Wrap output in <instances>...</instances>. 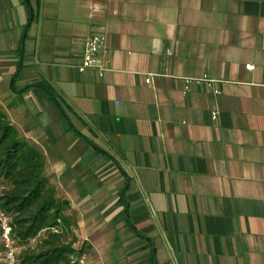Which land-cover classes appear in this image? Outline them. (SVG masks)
<instances>
[{
	"label": "crops",
	"instance_id": "0c3cea01",
	"mask_svg": "<svg viewBox=\"0 0 264 264\" xmlns=\"http://www.w3.org/2000/svg\"><path fill=\"white\" fill-rule=\"evenodd\" d=\"M95 34L102 76L78 71ZM0 106L76 255L264 264V0H0Z\"/></svg>",
	"mask_w": 264,
	"mask_h": 264
},
{
	"label": "trees",
	"instance_id": "16d2710c",
	"mask_svg": "<svg viewBox=\"0 0 264 264\" xmlns=\"http://www.w3.org/2000/svg\"><path fill=\"white\" fill-rule=\"evenodd\" d=\"M50 95L58 102L55 94ZM44 172V154L20 138L0 110V207L11 218L20 262L75 264L78 239L68 216L70 204L58 199ZM2 250L0 241V264Z\"/></svg>",
	"mask_w": 264,
	"mask_h": 264
},
{
	"label": "built area",
	"instance_id": "2783aa9c",
	"mask_svg": "<svg viewBox=\"0 0 264 264\" xmlns=\"http://www.w3.org/2000/svg\"><path fill=\"white\" fill-rule=\"evenodd\" d=\"M108 53L107 48V38L103 34L92 35L85 43V51L82 57L81 63L78 66V71L80 73H85L93 69H100V75L102 76L105 69L99 67L100 58ZM246 69L248 71H253L255 67L253 65H247ZM150 79L146 80L149 84ZM203 82H207L204 80ZM215 95H219L218 91L214 92ZM218 112L212 113V120L216 121L218 119ZM11 218L5 213V211L0 207V241L2 244V254L1 262L2 264H21L19 254L20 248L18 246L17 240L13 236V231L11 227ZM75 264H92L88 262L83 255L74 256Z\"/></svg>",
	"mask_w": 264,
	"mask_h": 264
},
{
	"label": "water",
	"instance_id": "95a60500",
	"mask_svg": "<svg viewBox=\"0 0 264 264\" xmlns=\"http://www.w3.org/2000/svg\"><path fill=\"white\" fill-rule=\"evenodd\" d=\"M32 19H33V12L31 11V21H32ZM30 24H31V22H30V23L28 24V26L26 27V29H25V33H24V36H23V40H22V55H21V62H20V69H19V70H21V69L23 68L24 45H25V39H26L27 33H28V31H29ZM14 80H15V78H13V79L11 80V82H10V88H11V90H12L13 92H15L14 89H13ZM44 90H45L47 93L51 94L48 90H46V89H44ZM55 104H56L58 107H60L57 101H55ZM61 112H63V111L61 110Z\"/></svg>",
	"mask_w": 264,
	"mask_h": 264
},
{
	"label": "rangeland",
	"instance_id": "374dc122",
	"mask_svg": "<svg viewBox=\"0 0 264 264\" xmlns=\"http://www.w3.org/2000/svg\"><path fill=\"white\" fill-rule=\"evenodd\" d=\"M32 4H33V7L35 6V0H31ZM12 92V90H10ZM0 109H1V106H0Z\"/></svg>",
	"mask_w": 264,
	"mask_h": 264
}]
</instances>
